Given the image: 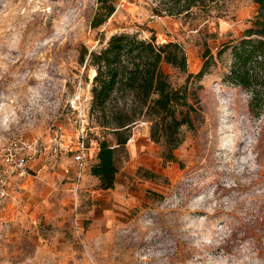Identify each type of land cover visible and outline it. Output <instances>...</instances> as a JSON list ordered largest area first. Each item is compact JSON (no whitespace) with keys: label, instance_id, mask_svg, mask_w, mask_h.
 I'll list each match as a JSON object with an SVG mask.
<instances>
[{"label":"rangeland","instance_id":"rangeland-1","mask_svg":"<svg viewBox=\"0 0 264 264\" xmlns=\"http://www.w3.org/2000/svg\"><path fill=\"white\" fill-rule=\"evenodd\" d=\"M114 6L93 28L98 0H0V172L14 139L37 151L30 178L11 179L4 196L0 187V264H264V108L256 115L250 93L226 78L231 50L200 83L204 117L184 131L177 162L164 160L151 124L140 121L117 147L115 187L101 188L92 162L71 191V154L56 152L54 139L76 140L74 96L83 109L92 104V52L129 33L182 44L190 74L203 65L189 19L156 15L157 0ZM226 6L210 24L214 45L243 37L258 12L253 0ZM164 71L174 86L185 83L186 74ZM90 126L98 127L95 116ZM96 139L116 143L100 128L88 132L89 143Z\"/></svg>","mask_w":264,"mask_h":264},{"label":"trees","instance_id":"trees-1","mask_svg":"<svg viewBox=\"0 0 264 264\" xmlns=\"http://www.w3.org/2000/svg\"><path fill=\"white\" fill-rule=\"evenodd\" d=\"M115 0H98L100 12L93 28L103 25L115 12ZM156 15L189 19L198 32L203 65L199 73H188V58L182 44H158L155 37L142 39L137 34L111 36L107 45L90 54V65L96 70L93 79L91 116L98 127L114 136L115 144L104 139L91 174L103 190L115 187L119 168L118 148H124L132 129L140 121L148 122L150 138L164 146L166 162H177L174 151L183 141V133L196 131L204 110L200 91L203 78L217 66L216 58L231 50L232 64L226 78L251 95L250 107L256 115L264 108V0H253L258 6L252 25L240 39L214 45L219 35L210 32V24L227 15L226 0H157ZM214 48H218L217 56ZM87 55L84 50L82 62ZM164 65L186 74L185 83L174 86ZM150 196L160 197L150 192Z\"/></svg>","mask_w":264,"mask_h":264},{"label":"built area","instance_id":"built-area-1","mask_svg":"<svg viewBox=\"0 0 264 264\" xmlns=\"http://www.w3.org/2000/svg\"><path fill=\"white\" fill-rule=\"evenodd\" d=\"M74 111H78L81 121V127L76 132V140L67 145V142L63 139V135L58 139L55 137V151L65 150L71 154L73 165L64 168V173L67 177H70L71 191L78 193L80 185L84 179V175L88 169L90 163L95 162L99 151V143L96 139L95 143L88 140V132L93 129H99V127H91L90 123H93L94 117L91 116V106L88 105L84 109L81 104V97L74 96L73 100ZM62 129V128H61ZM58 139V140H57ZM37 151L28 142L22 139H14L4 150V161L7 164V168L0 172V187L1 195L4 196L5 187L11 182V179H26L31 177L33 170L32 165L35 161Z\"/></svg>","mask_w":264,"mask_h":264}]
</instances>
